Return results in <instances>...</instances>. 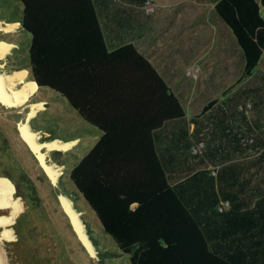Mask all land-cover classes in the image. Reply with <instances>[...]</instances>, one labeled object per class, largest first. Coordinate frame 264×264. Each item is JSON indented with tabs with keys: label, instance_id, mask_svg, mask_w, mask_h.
<instances>
[{
	"label": "trees",
	"instance_id": "trees-1",
	"mask_svg": "<svg viewBox=\"0 0 264 264\" xmlns=\"http://www.w3.org/2000/svg\"><path fill=\"white\" fill-rule=\"evenodd\" d=\"M20 1L19 21L31 37L8 55L9 70H27L36 88L56 91L100 132L70 167L76 190L70 192L61 178L54 186L19 135L21 113L0 102V111H8L6 119L0 114V179L9 180L25 206L14 225L22 264H65L54 242L60 255L68 254L69 242L47 232L42 188L65 218L60 195L80 213L77 194L86 199L121 251L101 252L81 215L97 264L118 256L131 264H264V138L247 110L239 111L232 97L220 106L212 100L203 107L206 120L191 118L193 136L182 97L148 56L133 42L108 46L95 0ZM215 12L235 35L252 76L264 56V0H215ZM209 111L216 112L212 119ZM32 122L33 130L49 133L42 142L60 139ZM255 125L264 132L260 121ZM246 129L254 133L251 143ZM199 143L202 153H194ZM255 146L261 147L257 158L247 154ZM61 156L51 153L54 163L66 166ZM38 222L44 225L37 230L38 244L30 245L35 236L24 231ZM67 226L77 237L69 220Z\"/></svg>",
	"mask_w": 264,
	"mask_h": 264
},
{
	"label": "rangeland",
	"instance_id": "rangeland-1",
	"mask_svg": "<svg viewBox=\"0 0 264 264\" xmlns=\"http://www.w3.org/2000/svg\"><path fill=\"white\" fill-rule=\"evenodd\" d=\"M122 1L120 0V4H122ZM19 7L23 8L20 0H0V20L16 18L20 13ZM139 10L141 11L138 12L140 21L143 22L142 25L147 30L145 32L144 29V37L136 40V42L140 50L149 56L155 66L163 72L162 74L170 85L182 97L186 112L190 117L189 132H194L193 136H198L195 133L197 127L191 118L196 115H202L203 119L206 120L207 115H203V107L206 104L216 99V105L220 106L219 104L224 99L232 97L235 105L240 107L238 108L239 111L247 110L248 121L255 128L254 131H257L264 138V132L260 131L261 129L255 125L260 121L263 124L262 127L264 126V56L253 75L248 76L245 71L244 56L237 45L238 42L235 35L215 12V0H149L145 7ZM7 26V23L0 21V27ZM15 31L16 29L14 28L9 31L0 29V38L3 39L0 41L9 47V52L11 47L8 41L11 40L10 37L13 36ZM25 33H22L25 37L22 36L20 41L29 43L28 40L31 35L27 32ZM20 44L22 45V43ZM9 52L0 59L1 74L10 75L19 71L9 70V66L5 62H8L7 55H9ZM26 77L27 74L24 73L22 81H32L26 80ZM20 86L21 83H18L14 85V88H20ZM254 94L257 96L253 97ZM249 97L252 100L248 102ZM39 98L44 100L41 102L42 108L38 109L34 117L29 118L30 104L35 103ZM16 109V112L21 113L23 116L21 121L26 122L28 120L29 124L33 121L32 123L35 126L45 127L46 130L54 132L60 138H55L56 140L65 142L63 141L64 139H78L73 147L71 146L62 152L60 159H64L67 165L62 168V166L55 163L58 166L57 168L61 170L60 178L65 181L67 189L70 192H76L68 174L69 169L77 162L78 158H81L94 146L100 136L99 130L84 121L79 113L70 106L69 102L52 89L40 90L35 86L27 101H23L16 106ZM25 110L28 111L26 112ZM211 111L208 113L212 119V115L216 112L213 111L214 113H211ZM0 114L3 119L8 117V111L1 110ZM244 127H246V124H244ZM250 130L246 129L245 136V141L248 140L249 143L253 140L250 136L254 134ZM35 132L38 133V141L40 142H42L43 138L49 136V133L44 131ZM204 136L207 138L206 133L202 135V137ZM202 148V144L199 143L192 150L194 153H202ZM260 148L255 146L253 152L247 154L254 156L253 158L260 157ZM53 151L55 150L46 152L50 161H52L51 153ZM26 164L34 166L30 160H27ZM31 174L36 177L37 171L35 168L31 169ZM11 193L13 195V187L11 188ZM42 195L45 197V210L48 212V214L45 212L44 217L50 221V223L48 221L49 231L47 232L51 233L54 239L60 240L63 244L64 242H69L70 244L69 246L67 245V256H63L64 253L60 255L61 251L54 242L53 245L55 247L54 250L57 249V257H66L63 259L65 264H97V254L95 253L96 256H92V259H90L91 257L84 252L77 241V237L73 236L69 231L67 226L68 219L61 215L60 208L55 205L45 188H42ZM77 195L79 198L75 204L82 211L81 215L92 230L91 235L100 247L101 252H117L121 254L113 238L104 234L101 224L96 219L95 212L88 206L86 199L82 194ZM18 198L22 203L23 211L20 213L22 214L25 212V206L21 197ZM3 214L7 215L8 212L2 209L0 215ZM15 223L16 220L11 226L14 233L13 240L6 241L0 238V249L4 254L6 264L23 263L17 253L16 242L18 237L14 231ZM43 226L42 223L38 222L36 229L30 232L24 231L27 236H35V240L30 241V245L38 244L39 239L36 238V235H38L37 230ZM2 230L3 227L0 226V233ZM23 247H19L21 252L24 250ZM35 248L37 249V247ZM105 263L131 264L129 258L125 256L105 259Z\"/></svg>",
	"mask_w": 264,
	"mask_h": 264
},
{
	"label": "bare ground",
	"instance_id": "bare-ground-1",
	"mask_svg": "<svg viewBox=\"0 0 264 264\" xmlns=\"http://www.w3.org/2000/svg\"><path fill=\"white\" fill-rule=\"evenodd\" d=\"M17 24L8 25L7 27H0L4 31H9L11 28L16 27ZM7 52H9V47L0 41V59L5 57ZM24 72L16 71L13 74H1L0 73V102L8 106L9 108L16 107L20 105L23 101H27L28 96L34 90L35 84L32 82L22 81V76ZM21 83L20 88H14V85ZM42 108L41 102H35L30 104V111L28 112L29 118L34 117L38 112V109ZM27 118V119H29ZM19 127V135L23 141L28 145L31 151L37 157L41 168L53 182L54 186H57L61 176V170L57 168L55 163H48L46 161L47 151H60L64 152L73 145L72 142H61L59 140H51L46 142L38 141V133L29 129L25 121L17 123ZM45 150V152H44ZM12 185L6 179H0V211L2 209L8 212L7 215H0V226L3 227L0 233V238L6 241L13 240L14 233L11 226L14 224L16 217L23 211L22 203L19 198L13 197L11 193ZM59 203L62 209L67 214L69 223H72L73 230L78 238H80L81 243H84L86 250L90 256L95 255V248L89 241L85 225L81 220V214L74 210L70 202V198L65 195L59 196Z\"/></svg>",
	"mask_w": 264,
	"mask_h": 264
},
{
	"label": "crops",
	"instance_id": "crops-1",
	"mask_svg": "<svg viewBox=\"0 0 264 264\" xmlns=\"http://www.w3.org/2000/svg\"><path fill=\"white\" fill-rule=\"evenodd\" d=\"M142 2H143V0H123L122 4H120L121 3L120 0H95V6H96L95 8L99 14L100 25L106 31L107 38H108L107 44L110 48H114L115 45H120V43H122V42H133L139 47L136 40L144 37V29L145 28L142 25L143 22L140 21V17H139L138 12L140 11L139 9L144 8L146 3H147V2L146 3H142ZM19 10H21L20 7H19ZM19 20H20V18L18 16L16 18H12V19L11 18H6V19L4 18V19L0 20L1 22L7 23V25L17 24L16 27H14V29H16L15 33L13 34V36L10 37L11 40L8 41V42H10L9 44H10V47L12 48L11 51L9 52L10 55H11V53H13L14 49L19 47V45L21 43L20 40L22 39V36H23L22 33L24 32V34H26L25 33L26 31L23 30V27H22L21 22ZM146 30L147 29H145V32H146ZM23 37H25V36H23ZM1 40H3V39H1ZM146 56H148V55H146ZM148 58H149V56H148ZM7 59H8V55H7ZM5 62L7 63V61H5ZM157 69L161 72V74L163 73L159 68H157ZM21 70L26 71L25 72V74H27L26 80L29 79V72L25 69H21ZM162 76L164 77L163 74H162ZM33 81L34 80H32L31 82H33ZM167 82L169 83L168 80H167ZM37 89H40V88L37 87ZM175 91H176V89H175ZM176 93L179 94L177 91H176ZM43 101L44 100L39 98V100H37L36 102H43ZM68 141L72 142L74 145L78 141V139L77 138H74V139L69 138ZM73 145H71V146L73 147Z\"/></svg>",
	"mask_w": 264,
	"mask_h": 264
},
{
	"label": "water",
	"instance_id": "water-1",
	"mask_svg": "<svg viewBox=\"0 0 264 264\" xmlns=\"http://www.w3.org/2000/svg\"><path fill=\"white\" fill-rule=\"evenodd\" d=\"M20 122H21V120H20ZM26 124L28 125V127H29V129H31V130H33V128L31 127V125L29 124V121L27 120L26 121ZM18 127V126H17ZM18 130H19V127H18ZM34 131V130H33ZM40 142V141H39ZM46 161L48 162V163H53L52 161H50V159H46ZM40 167H42V166H40ZM64 166H62V168H63ZM71 202V201H70ZM71 204H72V202H71ZM72 206H73V204H72ZM75 210V209H74ZM76 211V210H75ZM78 213H80V212H78ZM81 214V213H80ZM82 220V219H81ZM71 224V226H72V223H70ZM85 225V224H84ZM73 227V226H72ZM87 237H88V235H87ZM79 240H80V238H78ZM89 239V238H88ZM81 241V240H80ZM89 241H90V239H89ZM91 242V241H90ZM83 245H84V243H82ZM95 248V247H94ZM86 250V249H85ZM87 251V250H86ZM88 252V251H87ZM95 253H96V251H95ZM92 257V256H91ZM0 264H6V260H5V257H4V254H3V252H2V250L0 249Z\"/></svg>",
	"mask_w": 264,
	"mask_h": 264
}]
</instances>
